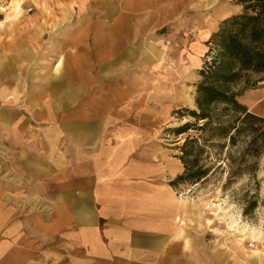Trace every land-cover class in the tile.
Instances as JSON below:
<instances>
[{"label":"crops","instance_id":"obj_1","mask_svg":"<svg viewBox=\"0 0 264 264\" xmlns=\"http://www.w3.org/2000/svg\"><path fill=\"white\" fill-rule=\"evenodd\" d=\"M143 1L108 20L73 19L74 5L0 20V264H243L207 254L203 216L170 185L183 166L158 134L174 88L154 80L162 50L142 45ZM223 10L192 44L193 64ZM257 78L239 99L264 117Z\"/></svg>","mask_w":264,"mask_h":264},{"label":"rangeland","instance_id":"obj_2","mask_svg":"<svg viewBox=\"0 0 264 264\" xmlns=\"http://www.w3.org/2000/svg\"><path fill=\"white\" fill-rule=\"evenodd\" d=\"M124 1L92 0L91 4L82 8L84 6L78 4V0H0V20L18 19L33 14L37 15L36 17L54 19L56 13L57 17L60 13L54 12V7L61 8L64 12V8L72 5L75 11L69 10V14L73 19L108 20L115 13L111 12L110 16L109 9L116 10ZM21 2V10L17 11L16 8ZM59 2L61 5L53 6ZM67 2L70 5L66 4ZM111 2L113 6L109 5ZM143 2V9L137 11L142 14L144 20L142 45L144 47L147 43H152L162 50L157 63L153 64L154 80L160 85L167 84L174 88L172 93L175 106L161 126L158 139L163 147L170 149L176 156L179 151L174 148L186 135L175 137L166 129L191 120L188 116L178 118L172 113L182 108H195V85L199 81L197 72L204 62L205 53L197 56L198 62L195 64L190 61L192 44L197 41L205 25L210 23L209 20L222 9L223 12L227 11L229 17L240 13L242 8L234 3L235 0ZM124 13L130 16L134 15L135 11L127 10ZM221 20L218 21L217 27ZM142 77L144 81L151 79L148 74H142ZM257 80V75H252L237 82L232 88L242 90L244 86L256 83L254 87L243 90V94L258 87ZM255 126L257 125L254 124L253 127ZM254 136L256 133H252L250 128V141ZM247 140L248 135L243 133L237 137L235 146H227L225 141L224 148H207L203 159L204 164L211 168L206 179L199 182H183L176 186V189L190 200L195 215L203 216H197V220L205 230L207 243L212 244L207 246V254L220 249L222 253L238 255L239 262L243 264H246L247 259L256 258L259 254L264 256V148H259L257 141L250 147V155L242 158L240 148ZM218 164L220 165L217 166ZM239 168H243L242 174L232 176ZM207 220L211 223L207 224ZM207 264L213 263L210 261Z\"/></svg>","mask_w":264,"mask_h":264},{"label":"trees","instance_id":"obj_3","mask_svg":"<svg viewBox=\"0 0 264 264\" xmlns=\"http://www.w3.org/2000/svg\"><path fill=\"white\" fill-rule=\"evenodd\" d=\"M234 3L242 11L221 20L205 42L208 49L197 72L195 108L172 113L191 120L166 129L175 137L186 135L174 148L179 151L175 157L183 171L170 182L172 186L206 179L211 167L204 164L203 155L209 147L224 148L225 141L227 146H235L237 137L245 133L249 140L240 148L242 158L250 155V147L257 141L259 148H264V117L251 113L239 99L243 90L256 83L242 90L232 88L237 82L264 72V0H235ZM254 124L257 126L253 127ZM250 128L256 133L252 141ZM242 172L243 168H239L232 176Z\"/></svg>","mask_w":264,"mask_h":264}]
</instances>
